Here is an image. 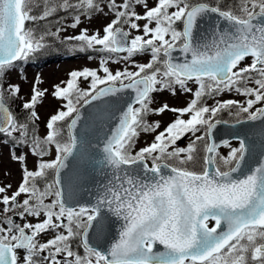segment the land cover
I'll list each match as a JSON object with an SVG mask.
<instances>
[{
	"label": "snow or ice",
	"instance_id": "snow-or-ice-1",
	"mask_svg": "<svg viewBox=\"0 0 264 264\" xmlns=\"http://www.w3.org/2000/svg\"><path fill=\"white\" fill-rule=\"evenodd\" d=\"M93 18L106 22L90 33ZM57 42L102 54L98 68L51 91L39 75L27 94L5 81ZM165 93L190 99L170 106ZM225 111L238 146L214 138ZM255 121L264 0H0V149L19 174L0 165V264H264V126L259 151L236 127ZM112 218L122 224L109 242Z\"/></svg>",
	"mask_w": 264,
	"mask_h": 264
},
{
	"label": "rangeland",
	"instance_id": "rangeland-1",
	"mask_svg": "<svg viewBox=\"0 0 264 264\" xmlns=\"http://www.w3.org/2000/svg\"><path fill=\"white\" fill-rule=\"evenodd\" d=\"M70 18L65 20V23H68ZM106 21L103 18H93L91 21L84 20L82 22L83 26H88L89 32L91 33L96 28L101 27ZM126 28V26H125ZM54 30V29H53ZM127 30V29H126ZM73 34L71 29H68L64 35ZM135 34V33H133ZM59 50L50 49L51 52L45 53L41 52L38 59H30L27 62H20L15 71L8 72L5 76V81L12 82H20L23 80V93L27 94L29 91V85L34 81L35 77L39 75L40 79L43 83L40 85L41 88H48L51 91V87L55 83H59L61 80H66L68 73L72 70H79L83 67H92L98 68L99 59L102 54L95 52H73L70 47L64 46L63 48H58ZM54 50V51H53ZM52 53V54H50ZM45 55V56H44ZM92 55L94 58L92 60L88 59V56ZM44 56V57H43ZM140 62H146L148 57L141 56L137 58ZM110 67H117L114 65H110ZM83 86V85H82ZM224 98H237L235 93L225 94ZM190 99V97H184L182 95H178L176 97H172L169 93H165L162 96V100L165 103H169L170 106H186L185 102ZM211 103V100L208 101ZM56 106V101L52 97H48L43 104L38 106V113L41 117L40 121H38V131L43 132L44 123L46 118L53 113L54 108ZM14 109L17 108V105L12 104ZM18 110V109H17ZM158 118V117H157ZM174 119L171 113H168L163 116V121L171 122ZM150 137L142 134L140 141H138V146H143V142L149 141ZM189 143V140L186 139L183 143L178 144V146H186ZM231 146H238L237 141H231ZM230 149L222 146L219 148V152L221 155H225L227 151ZM0 154H2V159H0V165L3 166L5 171L11 170L12 181L14 182L16 178H18L17 168L18 165L16 162H10L8 160V149L3 148L0 149ZM29 167H31L32 161L31 158L28 160ZM0 180H3V177L0 176ZM82 251V250H81Z\"/></svg>",
	"mask_w": 264,
	"mask_h": 264
},
{
	"label": "water",
	"instance_id": "water-1",
	"mask_svg": "<svg viewBox=\"0 0 264 264\" xmlns=\"http://www.w3.org/2000/svg\"><path fill=\"white\" fill-rule=\"evenodd\" d=\"M174 55H177V54L174 53ZM233 125H235V122H229L228 124H220L217 126V130H214V133H213L214 138L216 139L217 143H220L224 139H229V141L235 140L228 135L229 131L232 130ZM262 126L264 125H262L260 121H255V122H247L242 127L241 126H236V127L239 128L242 132L249 133L250 140H253L255 142L257 151H259L261 137L259 135H253V133H258L259 129ZM96 158L99 159L100 157H96ZM68 164H69V168L73 166V161L71 157L69 158ZM103 182H104V175H103V172L99 170V166H98V170L94 173L93 184L89 185V187L94 190L95 184L103 183ZM84 195H85V200H87L89 198V194L85 193ZM121 224H122V221L112 218V222L109 228V242H113L118 237V232L121 228ZM105 246L107 247L108 245H105ZM156 250H163V248L162 246H158Z\"/></svg>",
	"mask_w": 264,
	"mask_h": 264
},
{
	"label": "trees",
	"instance_id": "trees-1",
	"mask_svg": "<svg viewBox=\"0 0 264 264\" xmlns=\"http://www.w3.org/2000/svg\"><path fill=\"white\" fill-rule=\"evenodd\" d=\"M58 48H63V45H60V44L57 42V44L54 45L51 49H54V50L57 51ZM54 50H53V51H54ZM42 52L45 53L44 51H42ZM46 52H51V50H47ZM50 54H52V53H50ZM40 57H41V56H36V57H34V58L39 59ZM219 118L224 119V120H227V121H235L234 116H230V115H228L227 111L221 113ZM242 118H244V117L242 116L241 119H242Z\"/></svg>",
	"mask_w": 264,
	"mask_h": 264
}]
</instances>
